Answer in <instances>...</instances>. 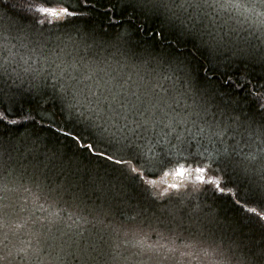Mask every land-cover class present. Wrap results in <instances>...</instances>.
Returning a JSON list of instances; mask_svg holds the SVG:
<instances>
[{"label": "snow or ice", "instance_id": "1", "mask_svg": "<svg viewBox=\"0 0 264 264\" xmlns=\"http://www.w3.org/2000/svg\"><path fill=\"white\" fill-rule=\"evenodd\" d=\"M262 81L264 0H0V264H264Z\"/></svg>", "mask_w": 264, "mask_h": 264}, {"label": "trees", "instance_id": "2", "mask_svg": "<svg viewBox=\"0 0 264 264\" xmlns=\"http://www.w3.org/2000/svg\"><path fill=\"white\" fill-rule=\"evenodd\" d=\"M70 47H71V45H70ZM253 83H256V81L254 80ZM262 83H264V81H262ZM29 131L35 133L36 135H38L44 139L45 144H44V146L41 147V149H40L41 151H45V150L55 151L56 148L59 146L54 142V139H53V142H48L49 138L53 137V134L48 132L47 129L41 130L39 128V126H37L35 129H30ZM40 158L43 159L42 156ZM146 178H149V177H146ZM151 178H155L157 180V186L154 189V191H157V192L164 191L166 188V185L171 184V183H178L180 185V191L181 192H187L191 188L192 184L194 183V180L191 177H185V178L181 179V178H178L176 176L164 177V176L160 175V176L151 177ZM167 191L169 193H174L175 190L168 188ZM202 193L203 192L197 193V194H194L193 196L186 198V200L184 202L185 205L188 204L190 206L191 205L190 201L193 200L194 197L196 198L197 196L201 195ZM210 194L211 193H206V197L210 196ZM93 199H95V195H93ZM205 200H206V203L203 202L200 205L201 207H203V209H205V210H202V212H204V214L202 215L203 216L202 218H204L206 216L210 217L213 214L218 215L220 217H227L229 219L240 218L244 215L242 212H240V210L236 206L231 204L227 199H224V198L214 199L213 198L210 200L208 197ZM97 203H99V201H97ZM132 203L134 204L135 200H133ZM123 210L126 213V215L134 214L131 211V209L127 206H124ZM117 219L118 220H124L125 217L117 215ZM137 219L139 220V217ZM128 223H132V221H128ZM85 235H88V234L85 233ZM65 239H66V237H65ZM177 243H180V241H177ZM65 264H77V262L75 259L68 257Z\"/></svg>", "mask_w": 264, "mask_h": 264}, {"label": "bare ground", "instance_id": "3", "mask_svg": "<svg viewBox=\"0 0 264 264\" xmlns=\"http://www.w3.org/2000/svg\"><path fill=\"white\" fill-rule=\"evenodd\" d=\"M69 47H70V45H69ZM103 54L107 55V53H103ZM208 197H209L210 200L213 199L211 194H210V196L206 197V193L203 192L201 195L197 196L196 198L194 197L193 200L190 201V204H191L190 206L188 204H186L185 205L186 209L197 208V206H198V213H199L200 217L202 218L203 217L202 215L204 214V212H202V210H205V209H203V207H201L200 205L203 202L206 203L205 199H207ZM89 218L91 219V217H89ZM84 227L85 228H91V225H85ZM85 233H87V232H85ZM153 238H155V237H153Z\"/></svg>", "mask_w": 264, "mask_h": 264}]
</instances>
